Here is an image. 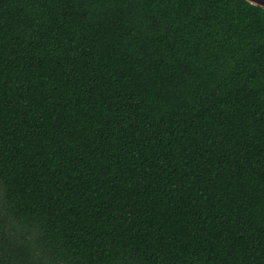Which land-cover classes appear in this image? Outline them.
I'll use <instances>...</instances> for the list:
<instances>
[{"label": "trees", "instance_id": "trees-1", "mask_svg": "<svg viewBox=\"0 0 264 264\" xmlns=\"http://www.w3.org/2000/svg\"><path fill=\"white\" fill-rule=\"evenodd\" d=\"M0 264H264V8L0 0Z\"/></svg>", "mask_w": 264, "mask_h": 264}, {"label": "water", "instance_id": "water-1", "mask_svg": "<svg viewBox=\"0 0 264 264\" xmlns=\"http://www.w3.org/2000/svg\"><path fill=\"white\" fill-rule=\"evenodd\" d=\"M255 6H259L261 8H264V0H245Z\"/></svg>", "mask_w": 264, "mask_h": 264}]
</instances>
